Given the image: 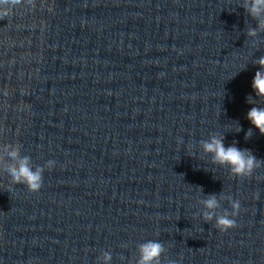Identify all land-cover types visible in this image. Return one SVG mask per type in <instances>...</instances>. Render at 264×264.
<instances>
[{"label": "clouds", "instance_id": "9594fccd", "mask_svg": "<svg viewBox=\"0 0 264 264\" xmlns=\"http://www.w3.org/2000/svg\"><path fill=\"white\" fill-rule=\"evenodd\" d=\"M251 7L248 9L254 18L264 15V0H250ZM18 6L35 7V0H0V20L13 14V10ZM264 27V25H262ZM254 34V33H253ZM257 63L261 69H264V57H261ZM252 88L257 98H264V71H257L252 81ZM249 103L252 99L249 98ZM247 119L251 124L264 135V107L253 106L247 113ZM240 129L237 128V131ZM251 136V129L246 133V138ZM205 152L212 154L213 162L221 165L227 164L230 171L235 177H251L254 171L264 164V160H259L249 149H240L235 144L225 147L223 139L213 136L210 141L203 144ZM9 156L13 160H18V164L7 169L11 176L12 185H25L30 191L38 192L43 184L42 173L44 167L30 166V157L19 156L18 149L9 152ZM54 165V161L49 160L47 166L50 169ZM206 211L204 213L205 221L215 219V227L221 232L236 227V217L240 211L241 205L238 200L232 201L231 212H226L220 216H214L212 210L216 209L218 201L215 195L210 196L204 201ZM164 251L161 243L157 241H148L140 246L141 258L139 264H159V258ZM106 260H110V256H105Z\"/></svg>", "mask_w": 264, "mask_h": 264}]
</instances>
